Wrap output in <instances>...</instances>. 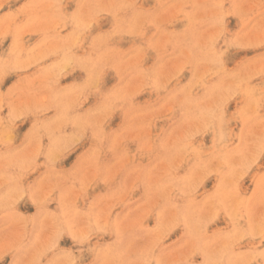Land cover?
Returning a JSON list of instances; mask_svg holds the SVG:
<instances>
[{
  "label": "rangeland",
  "instance_id": "obj_1",
  "mask_svg": "<svg viewBox=\"0 0 264 264\" xmlns=\"http://www.w3.org/2000/svg\"><path fill=\"white\" fill-rule=\"evenodd\" d=\"M0 264H264V0H0Z\"/></svg>",
  "mask_w": 264,
  "mask_h": 264
},
{
  "label": "bare ground",
  "instance_id": "obj_2",
  "mask_svg": "<svg viewBox=\"0 0 264 264\" xmlns=\"http://www.w3.org/2000/svg\"><path fill=\"white\" fill-rule=\"evenodd\" d=\"M81 5V4H80ZM83 19V18H82ZM243 232V231H242ZM238 234V233H237ZM117 257V256H116ZM249 259V258H248Z\"/></svg>",
  "mask_w": 264,
  "mask_h": 264
}]
</instances>
